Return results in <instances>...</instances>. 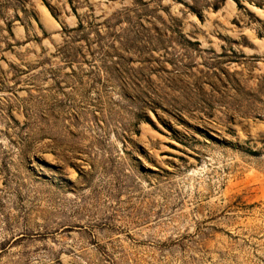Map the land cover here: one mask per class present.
Here are the masks:
<instances>
[{
	"label": "rangeland",
	"instance_id": "obj_1",
	"mask_svg": "<svg viewBox=\"0 0 264 264\" xmlns=\"http://www.w3.org/2000/svg\"><path fill=\"white\" fill-rule=\"evenodd\" d=\"M0 264H264V0H0Z\"/></svg>",
	"mask_w": 264,
	"mask_h": 264
},
{
	"label": "trees",
	"instance_id": "obj_2",
	"mask_svg": "<svg viewBox=\"0 0 264 264\" xmlns=\"http://www.w3.org/2000/svg\"><path fill=\"white\" fill-rule=\"evenodd\" d=\"M82 26H83V25H82V23H81V19L78 17V18H77V24H76L77 30H78V29H81Z\"/></svg>",
	"mask_w": 264,
	"mask_h": 264
}]
</instances>
